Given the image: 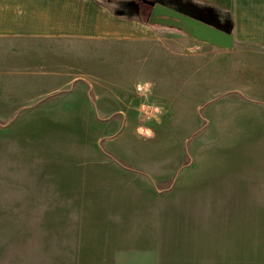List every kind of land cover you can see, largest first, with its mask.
Listing matches in <instances>:
<instances>
[{
    "label": "rangeland",
    "instance_id": "374dc122",
    "mask_svg": "<svg viewBox=\"0 0 264 264\" xmlns=\"http://www.w3.org/2000/svg\"><path fill=\"white\" fill-rule=\"evenodd\" d=\"M218 12L228 48L0 44V264H264V38Z\"/></svg>",
    "mask_w": 264,
    "mask_h": 264
},
{
    "label": "crops",
    "instance_id": "0c3cea01",
    "mask_svg": "<svg viewBox=\"0 0 264 264\" xmlns=\"http://www.w3.org/2000/svg\"><path fill=\"white\" fill-rule=\"evenodd\" d=\"M118 1L127 4L128 9H118L116 0H0V44H84L146 39L157 33L161 26L149 24L146 16L134 10L131 0ZM156 1L191 14L215 17L221 25H230L233 41L235 24L229 17H222L218 10L234 11L239 26L256 28L264 38V0ZM125 245L112 248L109 258L86 261L80 259L78 264H167L162 259L159 248L146 249Z\"/></svg>",
    "mask_w": 264,
    "mask_h": 264
},
{
    "label": "water",
    "instance_id": "95a60500",
    "mask_svg": "<svg viewBox=\"0 0 264 264\" xmlns=\"http://www.w3.org/2000/svg\"><path fill=\"white\" fill-rule=\"evenodd\" d=\"M151 6L147 16L149 24L179 29L184 34L216 47L228 48L233 44L230 25H221L216 18L191 14L186 10L173 9L156 0H141Z\"/></svg>",
    "mask_w": 264,
    "mask_h": 264
},
{
    "label": "flooded vegetation",
    "instance_id": "af4514ba",
    "mask_svg": "<svg viewBox=\"0 0 264 264\" xmlns=\"http://www.w3.org/2000/svg\"><path fill=\"white\" fill-rule=\"evenodd\" d=\"M131 2L133 3V6H134V10L136 11V12H138V14L140 13L141 15H144V16H148V14H149V11H150V9H151V6L149 5V9L145 12V11H143L142 12V10L139 8V5H138V3L139 2H142L141 0H131Z\"/></svg>",
    "mask_w": 264,
    "mask_h": 264
}]
</instances>
